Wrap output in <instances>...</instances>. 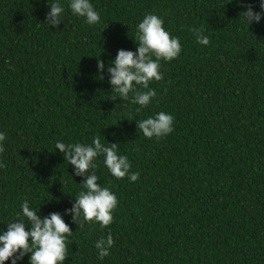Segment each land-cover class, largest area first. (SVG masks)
Masks as SVG:
<instances>
[{
	"label": "trees",
	"instance_id": "obj_1",
	"mask_svg": "<svg viewBox=\"0 0 264 264\" xmlns=\"http://www.w3.org/2000/svg\"><path fill=\"white\" fill-rule=\"evenodd\" d=\"M0 264H264V0H0Z\"/></svg>",
	"mask_w": 264,
	"mask_h": 264
}]
</instances>
